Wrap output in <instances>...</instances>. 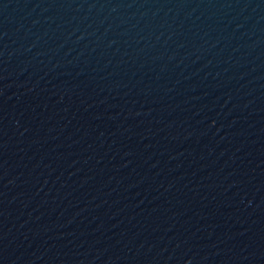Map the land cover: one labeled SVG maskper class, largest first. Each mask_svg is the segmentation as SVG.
Listing matches in <instances>:
<instances>
[{
  "label": "water",
  "instance_id": "1",
  "mask_svg": "<svg viewBox=\"0 0 264 264\" xmlns=\"http://www.w3.org/2000/svg\"><path fill=\"white\" fill-rule=\"evenodd\" d=\"M0 264H264V0H0Z\"/></svg>",
  "mask_w": 264,
  "mask_h": 264
}]
</instances>
